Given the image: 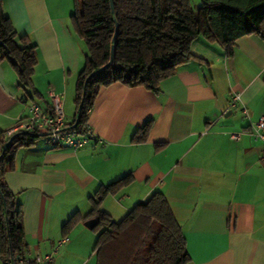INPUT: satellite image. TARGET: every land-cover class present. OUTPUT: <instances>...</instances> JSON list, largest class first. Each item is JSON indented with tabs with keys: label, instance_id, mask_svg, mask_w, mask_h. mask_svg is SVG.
Here are the masks:
<instances>
[{
	"label": "crops",
	"instance_id": "1",
	"mask_svg": "<svg viewBox=\"0 0 264 264\" xmlns=\"http://www.w3.org/2000/svg\"><path fill=\"white\" fill-rule=\"evenodd\" d=\"M2 5L35 48L33 101L49 106L48 91L61 93L71 123L85 56L71 26L75 0ZM234 46L227 56L216 41L195 38L193 58L156 92L119 81L101 87L85 124L96 139L81 148L53 147L40 135L6 157L4 180L22 211L25 258L54 251L55 264H98V232L86 226L87 214L101 186L129 174L131 182L106 195L100 211L119 221L136 202L162 191L183 230L187 264H264V143L250 133L264 114V38L243 35ZM16 80V70L0 58L3 136L27 114ZM233 93L241 100L231 108ZM148 120L145 139L137 141ZM235 132L240 138L233 140Z\"/></svg>",
	"mask_w": 264,
	"mask_h": 264
},
{
	"label": "trees",
	"instance_id": "2",
	"mask_svg": "<svg viewBox=\"0 0 264 264\" xmlns=\"http://www.w3.org/2000/svg\"><path fill=\"white\" fill-rule=\"evenodd\" d=\"M71 26L84 43L83 67L77 74V129L84 128L87 113L101 87L114 82L126 86H144L158 91L159 82L175 72L180 63L193 58L192 41L201 36L216 41L227 56L235 50V40L243 35L258 34L264 38V0H75ZM0 0V58L6 59L17 73L22 98L34 100L36 89L31 81L36 55L34 45L19 36ZM117 35L113 39L116 26ZM114 57L110 65V49ZM85 95L82 107L79 102ZM151 120L146 121L143 141ZM38 133L15 131L0 134V257L17 263L24 257L25 243L20 204L4 180L6 157L29 146ZM10 141L5 149L2 145ZM129 174L101 186L93 208L87 216L95 220L91 226L98 232L95 242L98 264H187L189 254L183 230L173 216L162 191H154L146 200L138 201L117 221L99 210L100 201L109 193H118L131 182ZM74 214L65 223L68 226Z\"/></svg>",
	"mask_w": 264,
	"mask_h": 264
},
{
	"label": "built area",
	"instance_id": "3",
	"mask_svg": "<svg viewBox=\"0 0 264 264\" xmlns=\"http://www.w3.org/2000/svg\"><path fill=\"white\" fill-rule=\"evenodd\" d=\"M50 104L49 106H43L36 101H29L22 99L26 103L27 114L18 119L17 124L13 129L8 131V135H11L15 131H25L38 133L41 136L44 135L47 144L55 147H72L74 149L81 148L86 145L90 140L96 139L94 133L88 126L77 129L73 127L65 118L64 105L62 104V94L49 90ZM230 107L234 108L238 105L241 98L239 93H233L231 96ZM242 113L246 116L247 110L241 107ZM250 133L254 136L255 140L262 141L264 143V114H262L257 120L252 121L250 125ZM240 133H231L229 136L231 139H239ZM262 158H264V144H262ZM68 238L66 236L59 239L57 246L65 242ZM5 264H55L54 251L47 254L36 253L32 258L27 259L23 257L19 258L17 263L13 261L5 260Z\"/></svg>",
	"mask_w": 264,
	"mask_h": 264
},
{
	"label": "water",
	"instance_id": "4",
	"mask_svg": "<svg viewBox=\"0 0 264 264\" xmlns=\"http://www.w3.org/2000/svg\"><path fill=\"white\" fill-rule=\"evenodd\" d=\"M111 10H113L112 0H111ZM115 26H116V25H115ZM117 29H118V26H116V28H115V32H114V34H113V39H115V37H116V35H117ZM110 52H111V54H110V58H109L108 62L105 64V66L110 65V63H111L112 60H113L114 52H115V51H114V45L111 46ZM87 81H88V78H87V80L85 81L84 86H83V90H82V91H83V96H82L81 101L79 102L78 111H80V109H81V107H82V105H83L82 102H83L84 95H85V85H86ZM77 123H78V120L75 121V123L73 124V127H75V126L77 125ZM9 143H10V141L5 142V143L2 145V149H5V148L7 147V145H9ZM94 223H95V220H94V219H90V220H88V221L85 222L86 226H88V227H91Z\"/></svg>",
	"mask_w": 264,
	"mask_h": 264
},
{
	"label": "rangeland",
	"instance_id": "5",
	"mask_svg": "<svg viewBox=\"0 0 264 264\" xmlns=\"http://www.w3.org/2000/svg\"><path fill=\"white\" fill-rule=\"evenodd\" d=\"M198 2H201V1L198 0ZM199 4H200V3H199Z\"/></svg>",
	"mask_w": 264,
	"mask_h": 264
}]
</instances>
